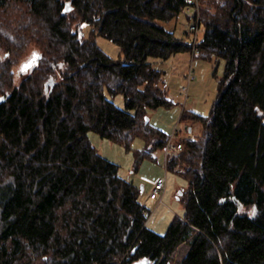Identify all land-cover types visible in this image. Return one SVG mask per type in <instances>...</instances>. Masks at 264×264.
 Here are the masks:
<instances>
[{"label": "trees", "instance_id": "obj_1", "mask_svg": "<svg viewBox=\"0 0 264 264\" xmlns=\"http://www.w3.org/2000/svg\"><path fill=\"white\" fill-rule=\"evenodd\" d=\"M198 1V56L223 70L208 114L179 115L202 130L168 161L187 187L183 214L158 234L138 200L144 185L121 178L87 133L126 148L140 138L135 170L163 149L168 134L145 119L173 101L147 58L191 52L187 31L160 24L187 0H0V264H172L180 243L174 264H264V0ZM30 45L32 68L15 82Z\"/></svg>", "mask_w": 264, "mask_h": 264}, {"label": "rangeland", "instance_id": "obj_2", "mask_svg": "<svg viewBox=\"0 0 264 264\" xmlns=\"http://www.w3.org/2000/svg\"><path fill=\"white\" fill-rule=\"evenodd\" d=\"M198 1V0H197ZM198 10L200 16V7L198 1ZM191 20H189L183 12L176 18L170 21H160V24L167 30H174L176 36H184V30L188 28ZM90 32L89 24H81L78 28L80 38L88 37ZM204 27L200 25L198 28V40L203 37ZM96 44L108 56L112 58H121L122 53L119 45L112 42L108 38L97 35L95 37ZM38 51L35 45H30L20 58L19 63L14 67L15 82H19L21 78L27 74L32 68L33 59ZM147 62L153 67L162 72L164 86L168 92L174 96L171 97L173 105L168 108H157L148 110V119L151 124L157 126L166 134L170 135L174 126L180 130L181 139L185 135L183 129L185 126L190 127L193 136H198L201 133V124L192 120L178 121L182 109L193 111L199 115L206 116L212 101L216 95L217 78L223 70V61L208 60L201 58L198 54L192 56L191 52H178L172 54L167 59L148 57ZM192 72L193 77L189 79L187 90L182 91V86L185 85V75ZM216 77H215V75ZM169 94V95H170ZM106 98L111 100L119 109H125V104L122 94L109 96L105 93ZM88 138L91 144L97 149L98 153L107 160L118 165V175L137 185H144L143 191L140 193L139 202L149 211L146 220V225L149 229L158 234H163L172 219L175 216L183 214V207L178 199L180 191L187 187V181L184 180L178 172L167 170L166 186L162 195V199H150V186L141 182L140 175L148 178H155L157 175H164V154L163 151L154 153V160L144 159L134 169V151L143 147V142L140 138H135L130 147L113 142L107 138L101 137L94 131H88ZM164 160V161H163ZM188 245L180 243L172 252V264L182 258L185 249Z\"/></svg>", "mask_w": 264, "mask_h": 264}, {"label": "built area", "instance_id": "obj_3", "mask_svg": "<svg viewBox=\"0 0 264 264\" xmlns=\"http://www.w3.org/2000/svg\"><path fill=\"white\" fill-rule=\"evenodd\" d=\"M188 4L182 7L181 12H183L189 20H191L190 24L187 28V35L190 37V40L192 42V49H191V55L194 56L199 53V47H198V28H199V10H198V1L197 0H187ZM193 77L192 72L189 71L187 75H185L186 83L184 86H182L181 90L186 91L187 90V84L189 82V79ZM183 133L185 135V138L192 139L193 134L191 131H189L187 128L183 129ZM181 136H180V130L178 128L174 127L173 131L171 132L170 136L168 137L162 151L164 154V172L166 173L168 168V161L172 158H175L179 155L182 146H181ZM173 170L175 172H179L180 170V164H176L173 167ZM165 173L163 176H158L153 179L147 178L145 176H141V180L148 183L150 185V191H149V198L150 199H158V202L161 201L162 195L165 189L166 185V177Z\"/></svg>", "mask_w": 264, "mask_h": 264}, {"label": "crops", "instance_id": "obj_4", "mask_svg": "<svg viewBox=\"0 0 264 264\" xmlns=\"http://www.w3.org/2000/svg\"><path fill=\"white\" fill-rule=\"evenodd\" d=\"M185 31H186V29L184 30V33H185ZM184 33H183V34H184ZM222 64H223V63H222ZM169 94H170V93H169ZM169 94H168V95H169ZM169 97H170V98H171V97L174 98V96H172L171 94L169 95ZM173 98H172V99H173ZM189 128H190V127H189ZM172 130H173V129H172ZM171 132H172V131H171ZM163 161H164V160H163ZM163 163H164V162H163ZM140 176H142V175H140ZM158 176H162V175H157L156 177H158ZM145 177H146V176H145ZM187 249H188V247H187ZM187 249H185L184 254L186 253ZM184 254H183V255H184Z\"/></svg>", "mask_w": 264, "mask_h": 264}, {"label": "water", "instance_id": "obj_5", "mask_svg": "<svg viewBox=\"0 0 264 264\" xmlns=\"http://www.w3.org/2000/svg\"><path fill=\"white\" fill-rule=\"evenodd\" d=\"M65 9H66V8H65ZM65 9H64V10H65ZM147 120H148V118L145 119V121H147ZM140 189H141V191H142V189H143V186H142V185H140ZM180 193H181V191H180Z\"/></svg>", "mask_w": 264, "mask_h": 264}]
</instances>
